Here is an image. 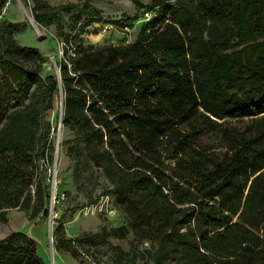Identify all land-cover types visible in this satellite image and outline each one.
I'll return each mask as SVG.
<instances>
[{
    "label": "trees",
    "instance_id": "1",
    "mask_svg": "<svg viewBox=\"0 0 264 264\" xmlns=\"http://www.w3.org/2000/svg\"><path fill=\"white\" fill-rule=\"evenodd\" d=\"M32 3L40 27L78 8ZM133 3L152 14L135 41L85 46L79 29L64 32L60 72L45 77L47 57L14 37L24 24L0 23V222L17 207L6 191L25 174L18 158L31 163L20 207L30 221L49 215L47 113L61 93L76 177L100 170L110 187L102 195L127 224L71 239L59 222L56 250L79 258L81 246L97 260L110 237L132 234L134 252L109 245L114 264H264V0ZM84 15L103 21L85 7L75 26ZM37 248L12 232L0 239V264H46Z\"/></svg>",
    "mask_w": 264,
    "mask_h": 264
},
{
    "label": "rangeland",
    "instance_id": "2",
    "mask_svg": "<svg viewBox=\"0 0 264 264\" xmlns=\"http://www.w3.org/2000/svg\"><path fill=\"white\" fill-rule=\"evenodd\" d=\"M44 1L54 6L74 3L77 4L78 8L69 14H61L59 20L50 27H40L35 23L31 13L32 0H11L0 15V23L8 20L24 24V29L14 35L19 45L34 47L47 57L41 71L42 77L57 72V62L63 58L62 33H72L79 29L80 41L85 46L102 47L126 44L136 40L142 24L152 15L147 9L138 10L133 0ZM139 1L145 5L151 3V0ZM85 7L89 11H99L103 21L89 22V16L84 15L81 18V24H84V27H80V23L75 26V16L78 10ZM128 16L132 20L131 25L126 28L113 22ZM62 99L63 95L59 93L53 109L47 113V120L51 125L50 141L55 148L52 153L54 156L53 163L51 165H48L47 161L43 163L44 169L46 166L49 168L47 178V183L51 186L49 215L44 217L41 214L30 221L28 219L30 210L20 207L22 199L25 197V193L21 192L28 180L31 163L18 158L15 164L25 170V174L17 183H11L6 191V198L14 202L17 207L7 209V220L0 222V239L12 232L27 234L36 241L38 254L46 264H50L52 246L55 252V264H114L111 255L107 253L109 245L120 246L126 251L134 252L136 243H133L132 234H129L126 239L110 237L108 243L100 246L95 252L97 260L87 255L84 247L81 246H79L81 251L79 258H74L65 250H56L55 248L56 242L53 232L59 222L63 223L66 237L71 239H78L88 234L99 233L127 224V220L116 206L113 196L102 195L110 187L100 170L90 167L86 170H80L76 177L73 167L74 161L67 152L70 145L69 140L74 138V134L64 126L61 129L57 128L60 117H62ZM9 158L15 159L14 154H9ZM55 181L56 186L52 191V185ZM34 186L35 184L30 188L32 191ZM54 214L56 217L52 223L51 218ZM51 236L53 238L52 243ZM145 246H148V243H144L139 248L142 249ZM136 264H143V260L138 258Z\"/></svg>",
    "mask_w": 264,
    "mask_h": 264
},
{
    "label": "built area",
    "instance_id": "3",
    "mask_svg": "<svg viewBox=\"0 0 264 264\" xmlns=\"http://www.w3.org/2000/svg\"><path fill=\"white\" fill-rule=\"evenodd\" d=\"M62 126H63V124H62V117H60V120H59V122H58V124H57V128H58V129H61ZM53 184H54V189H55L56 181H55ZM53 191H54V190H53ZM55 217H56V215L54 214V216H52V218H51V222H52V223H54V219H55Z\"/></svg>",
    "mask_w": 264,
    "mask_h": 264
},
{
    "label": "water",
    "instance_id": "4",
    "mask_svg": "<svg viewBox=\"0 0 264 264\" xmlns=\"http://www.w3.org/2000/svg\"><path fill=\"white\" fill-rule=\"evenodd\" d=\"M56 68H57V73L59 74V72H60V70H59V68L57 67V65H56ZM54 190V184L52 185V191ZM52 241H53V238H52V236H51V243H52ZM51 257H50V264H54V257H53V253H52V251H51Z\"/></svg>",
    "mask_w": 264,
    "mask_h": 264
},
{
    "label": "bare ground",
    "instance_id": "5",
    "mask_svg": "<svg viewBox=\"0 0 264 264\" xmlns=\"http://www.w3.org/2000/svg\"><path fill=\"white\" fill-rule=\"evenodd\" d=\"M51 251H52V253H53V257H54V264H55V252H54V248H53V246H52V248H51V250H50V257H51Z\"/></svg>",
    "mask_w": 264,
    "mask_h": 264
}]
</instances>
